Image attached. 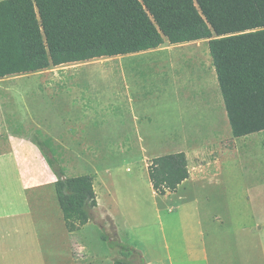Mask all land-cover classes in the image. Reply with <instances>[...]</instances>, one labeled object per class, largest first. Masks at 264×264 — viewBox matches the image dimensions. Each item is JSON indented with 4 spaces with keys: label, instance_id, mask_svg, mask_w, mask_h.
<instances>
[{
    "label": "rangeland",
    "instance_id": "1",
    "mask_svg": "<svg viewBox=\"0 0 264 264\" xmlns=\"http://www.w3.org/2000/svg\"><path fill=\"white\" fill-rule=\"evenodd\" d=\"M183 44L166 41L151 53L51 66L42 72L0 80V151L8 148L9 135L31 141L32 137H51L42 130L49 125L57 147L54 170L62 166L66 175L95 174L99 201L95 214L106 229L92 222L89 235L96 253L83 264H109L111 252L118 254L103 237L113 236L109 217H101L110 202L108 191L129 204L127 217H121L125 239L117 233L114 237L134 249L140 243L147 244L158 260L164 259L160 257L166 252L162 237L168 232L163 233L157 210L172 215L168 207L177 204L179 195L154 192L147 173L154 156L186 151L198 172L203 169L201 165L215 172L216 159L236 156L234 160H220L216 175L191 184L190 193L201 203L207 200L205 208L225 221L249 205L254 192L242 165L254 160L259 146L264 147V132L233 137L219 86L214 85L208 40L192 46ZM165 87L166 92L159 97L145 99L146 93ZM125 100L135 102L129 113L116 110V101ZM89 107L97 113L88 121L82 115L88 114L84 111ZM152 116L160 122L153 124ZM249 148L254 152L248 154ZM45 151L52 157L47 147ZM184 213L181 209V216ZM181 223L191 234L198 229L187 216ZM135 258L139 262L138 255Z\"/></svg>",
    "mask_w": 264,
    "mask_h": 264
},
{
    "label": "trees",
    "instance_id": "2",
    "mask_svg": "<svg viewBox=\"0 0 264 264\" xmlns=\"http://www.w3.org/2000/svg\"><path fill=\"white\" fill-rule=\"evenodd\" d=\"M205 39L232 135L263 131L264 0H0V78ZM32 140L57 177L67 230L88 222L105 230L95 214V174L54 170L51 137ZM147 173L156 194L176 192L190 176L186 152L152 157ZM108 219L113 236L103 237L121 255L112 264H145L140 251L115 238Z\"/></svg>",
    "mask_w": 264,
    "mask_h": 264
},
{
    "label": "crops",
    "instance_id": "3",
    "mask_svg": "<svg viewBox=\"0 0 264 264\" xmlns=\"http://www.w3.org/2000/svg\"><path fill=\"white\" fill-rule=\"evenodd\" d=\"M200 41L203 40L181 44L192 46ZM162 46L141 52L151 53ZM112 57L102 58L112 59ZM100 59L71 64L90 63ZM46 69L11 74L1 77L0 80L27 76ZM212 71L215 74L213 65ZM214 85H218L216 74ZM166 90L165 87L163 90L146 93L145 99L152 96L159 97ZM131 101H116L118 103L116 110L129 113L132 110L131 105L135 103ZM84 113L88 114H83V118L89 121L93 120L92 116L97 112L89 107ZM151 119L153 124L160 122L156 117L152 116ZM46 126V128L42 127L43 132L52 137L53 134L48 131L49 125ZM262 132L264 130L257 133ZM253 152L250 149L248 154ZM186 154L190 169L189 178L180 184L176 192L163 195H179L177 204L168 207V211L173 212L172 215L157 210L161 229L164 230L163 233L169 234V236L164 234L162 237L166 252L160 257L164 259L158 260L153 255L151 247L140 243V246L135 248L142 254L145 264H264V147L259 146L256 157L249 155L255 157L254 160L246 166L242 165L245 174L249 176L254 194L250 198L249 205L244 210H236L229 217V221L207 210L205 208L207 200L201 203L196 195L190 193L192 189L190 185L199 180H210L216 175L220 160H234L236 156L216 159L213 162L216 167L215 172L206 171L204 165H201L203 169L198 172L194 170L195 162L192 163L187 152ZM66 176L72 175L67 172ZM55 181L56 175L31 140L17 135L8 136V148L0 151V264H83L95 255L96 249L95 246L92 247V238L89 235V229L94 227V223L88 222L75 231L67 230L55 193ZM182 191L184 194L181 195ZM108 195L110 202L101 217H110L118 237L125 239L121 217L123 215L127 217L126 208L129 204L118 199L113 191H108ZM181 209L186 211L183 216L180 214ZM185 216L187 220L197 223L198 229L195 230V234L188 231L189 227L182 225L181 219L184 220ZM112 250L118 251V249ZM111 253L112 259L109 264H112L118 255L121 256L119 251L118 254Z\"/></svg>",
    "mask_w": 264,
    "mask_h": 264
}]
</instances>
